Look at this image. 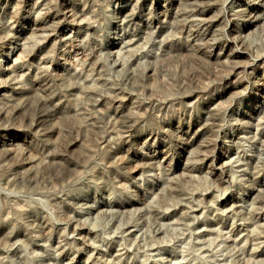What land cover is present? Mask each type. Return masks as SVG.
Here are the masks:
<instances>
[{
	"label": "rangeland",
	"instance_id": "1",
	"mask_svg": "<svg viewBox=\"0 0 264 264\" xmlns=\"http://www.w3.org/2000/svg\"><path fill=\"white\" fill-rule=\"evenodd\" d=\"M239 1L201 4L211 41L186 0H49L65 32L67 9L96 27L85 47L83 32L28 39L25 63L50 67L0 95V264H264V22L243 51ZM30 3L0 0V36L32 27ZM124 5L168 24L118 67L105 46Z\"/></svg>",
	"mask_w": 264,
	"mask_h": 264
},
{
	"label": "bare ground",
	"instance_id": "2",
	"mask_svg": "<svg viewBox=\"0 0 264 264\" xmlns=\"http://www.w3.org/2000/svg\"><path fill=\"white\" fill-rule=\"evenodd\" d=\"M146 0H142V4ZM174 1V0H173ZM207 1L203 0H186L185 7L187 12H189L190 20L198 21L199 24L203 28H210L208 33H205V38L208 40L214 41L212 38L213 34L216 30V25L219 23V17L216 15L209 14L212 9H201V4H205ZM49 3V0H31L30 7L32 12L36 13L37 20L32 24L31 28H24L21 30L13 29V26L0 36V47L7 46L9 49L8 55L5 56L6 63L5 65L0 66V95L2 97L7 96L5 91L10 89L11 91L17 92L21 89V79L25 76L29 75L34 67L37 68H49L47 65L49 54H36L34 58L31 60L34 61L36 58L37 62L35 65L33 63L26 64L25 61V48L28 39L35 38L39 41L40 50L42 51L47 46H53L55 36H59L62 40H69L73 33H81L85 34L83 37L79 35L81 40L80 43L85 47L84 41H87L88 37L91 36L90 31H94L95 25H87L86 27L78 28L79 25L85 22V17L82 12L73 13L70 9L64 11L66 17L72 18L74 20V31L65 32L63 27L61 28L58 24L59 22H50L46 17L40 13V10L45 8ZM213 4V3H210ZM127 5L121 7V11L126 8ZM164 7L160 0L155 2L154 8L155 11ZM233 7V9H232ZM231 9L233 12H238L241 16H245L244 22L237 30L236 37L231 40L240 41V48L244 51L241 45L244 44V40L248 39L251 34L257 33L258 27L261 23L264 22V0H241L236 5H232ZM150 10V9H149ZM148 11V10H147ZM154 11V10H153ZM209 11V12H208ZM124 13H114V21L115 25H120L121 31H119L113 38V41L105 46L106 54L109 59L113 62L114 66L123 67L120 61V58L123 54L129 53L135 55V51L137 47L140 45V42L144 39V36L151 34L154 37L158 36V32H163L167 29L168 20L163 11L159 12L157 22L155 24H150L148 26H142L140 24L142 13L136 11L135 7L131 9H127L123 11ZM192 22V21H191ZM77 26V29L75 28ZM29 34L27 35V33ZM209 37V38H208ZM239 48V49H240ZM222 53L217 54V59L222 61ZM243 54V52L237 50H233L229 53L228 57L231 59H235L240 57L239 55ZM152 57L151 54L146 53L142 58ZM140 57L137 58L139 60ZM227 59V58H226ZM256 65V63H250L247 68ZM65 70V69H64ZM131 72V71H130ZM74 73L81 77L83 71H78V69H74ZM12 95V94H11ZM9 95V96H11ZM239 205H231L228 209H235ZM239 209V207H237ZM228 212V211H226ZM247 212V211H244ZM242 211V213H244ZM256 214V213H255ZM248 215L244 216L243 219L247 218ZM241 225V224H240ZM243 227V226H242ZM209 231L208 228H202L200 232L206 233ZM247 235V234H246ZM264 236H262L263 238ZM246 240V239H245ZM103 264H110L109 261H105Z\"/></svg>",
	"mask_w": 264,
	"mask_h": 264
}]
</instances>
